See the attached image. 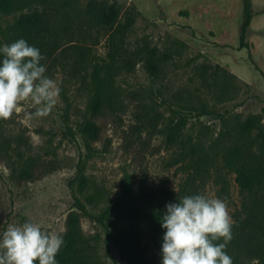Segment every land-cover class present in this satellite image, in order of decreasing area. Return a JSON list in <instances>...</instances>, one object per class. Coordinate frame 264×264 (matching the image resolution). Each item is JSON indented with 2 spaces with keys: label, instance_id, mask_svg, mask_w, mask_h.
<instances>
[{
  "label": "rangeland",
  "instance_id": "obj_1",
  "mask_svg": "<svg viewBox=\"0 0 264 264\" xmlns=\"http://www.w3.org/2000/svg\"><path fill=\"white\" fill-rule=\"evenodd\" d=\"M90 1L115 6L119 22L130 13L129 46L146 43L171 56L157 79L147 76L141 62L131 71L103 74L102 85L116 102L111 112L105 110L96 119L99 138L86 149L78 127L88 115L92 92L89 60L84 71L72 72L64 59H57L64 42L59 44L42 62L45 75L60 89L50 114L35 116L29 100L6 120L4 132L17 139L22 158H35L37 166L32 179L16 182L0 159V232L9 224L29 221L61 235L66 214L78 211L76 197L83 206L81 231L96 238L97 264H126L97 221L103 207L118 196L123 174L141 176L156 194L165 190L178 195L183 179L193 171L190 160L204 158V172L191 185L192 195L224 200L231 218L238 209L234 174L221 166V157L235 127L246 117L256 116L264 131V0H249L251 17L243 47L238 45L242 0H55L53 21L65 22L64 17L74 32L80 24L90 35L83 37L87 59L100 63L105 53L103 32L87 28L82 19ZM42 8L38 0H21L20 10L0 14V30L9 31L18 13ZM46 10L51 7L46 5ZM4 40L0 35L2 46ZM178 118L184 119V126L167 144L165 127ZM249 139L242 142L248 145ZM189 144L197 147L195 154L188 151ZM251 148L257 151L255 145ZM261 155L264 158V149ZM14 157L16 152L11 153ZM77 173L99 188L95 205L85 203L76 192ZM140 248L142 264H161L162 251L147 237ZM233 253L244 264H261L254 256L247 260Z\"/></svg>",
  "mask_w": 264,
  "mask_h": 264
},
{
  "label": "trees",
  "instance_id": "obj_2",
  "mask_svg": "<svg viewBox=\"0 0 264 264\" xmlns=\"http://www.w3.org/2000/svg\"><path fill=\"white\" fill-rule=\"evenodd\" d=\"M43 8L39 11L18 13L9 26V31L0 30L5 44H10L23 38L29 45L40 50L45 61L58 48L59 58L64 59L72 72L85 70V62L89 60L90 83L92 92L87 101L88 115L79 124L78 131L86 149L97 141L100 127L96 119L105 110L111 112L115 104L112 92L102 85L103 74L112 70L131 71L137 62H141L147 76L157 79L166 60L171 56L168 51H159L146 43L129 46L126 36L133 24L130 13H126L122 21H118V9L113 5L97 4L93 1L86 3L82 11V19L95 30H102L104 35L105 53L102 61L97 63L87 59L89 49L84 45L83 37L90 35L82 30L81 25L72 30L70 21L63 15L65 22L53 21L55 0H38ZM47 7L51 11L47 12ZM53 8V9H52ZM21 9V0H0V14H10ZM55 10V11H54ZM251 17L249 0H242V21L238 37V45L243 47L244 34ZM74 39V40H73ZM0 47L2 44L0 42ZM90 48V46H89ZM55 57L57 59H55ZM3 59L0 54V60ZM83 67V68H81ZM74 75V73L72 74ZM7 121L0 119V159L8 169L12 180L19 182L32 179L37 166L36 159L30 156L22 158L18 150V141L13 140L4 132ZM184 119L178 118L174 123L165 127V142L172 144L177 134L184 126ZM226 133V132H225ZM250 138L248 145L242 140ZM255 145L257 151H252ZM197 147L188 145V151L195 154ZM264 131L257 117L250 115L235 127L232 140L225 147L221 157V166L234 174V182L240 195V204L232 214V239L225 251L232 258L233 264H244L240 257L234 256L237 251L248 260L254 256L258 263L264 264ZM16 157L11 158V153ZM204 158L190 160L193 171L183 179L182 192L173 195L165 190L159 194L150 190L143 178L133 179L128 174L120 178L119 194L115 200L105 205L97 217L103 227L105 238L112 243L126 264H142L143 257L140 248L141 239L145 236L152 245L161 251L163 235L166 231L161 227V217L166 211V204L175 203L184 196L192 195L191 185L204 172ZM76 192L85 203L95 205L100 199V191L93 183L77 173L74 178ZM187 185H190L187 189ZM223 186H220V190ZM77 210H70L64 219V240L55 259L58 264H97L96 238L85 235L80 228L79 211L83 209L78 198H74ZM223 242L216 241L215 243Z\"/></svg>",
  "mask_w": 264,
  "mask_h": 264
},
{
  "label": "clouds",
  "instance_id": "obj_3",
  "mask_svg": "<svg viewBox=\"0 0 264 264\" xmlns=\"http://www.w3.org/2000/svg\"><path fill=\"white\" fill-rule=\"evenodd\" d=\"M0 119H10L22 102L31 101L35 116L46 117L55 106L59 87L45 75L40 50L23 38L0 47ZM161 264H233L225 251L233 221L227 204L201 194L166 204ZM223 240V242L215 243ZM64 240L37 223L9 224L0 232V264H58Z\"/></svg>",
  "mask_w": 264,
  "mask_h": 264
}]
</instances>
